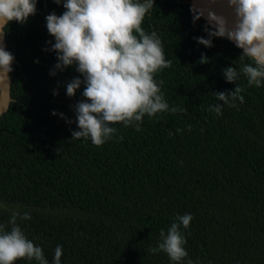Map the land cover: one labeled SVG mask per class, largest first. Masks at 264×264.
I'll list each match as a JSON object with an SVG mask.
<instances>
[{"label": "trees", "instance_id": "16d2710c", "mask_svg": "<svg viewBox=\"0 0 264 264\" xmlns=\"http://www.w3.org/2000/svg\"><path fill=\"white\" fill-rule=\"evenodd\" d=\"M190 9L188 0H154L142 24L172 61L155 76L165 99L187 112L146 115L140 131L116 124L99 147L71 138L84 85L72 97L66 85L83 77L75 65L55 69L57 53L45 50L55 43L45 17L61 15L62 3L37 0L26 23H9L6 50L18 65L0 116V224L10 230L13 210L29 212L31 219L17 223L49 264L57 245L61 264H172L149 249L186 213L193 219L181 229L184 264H264V86L249 87L241 73L244 102L224 105L219 116L210 111L221 103L214 92L236 86L223 69L239 71L250 60L241 61L242 51L226 38L213 37L210 48L197 43L208 38L207 23H194ZM202 54L207 63L198 62Z\"/></svg>", "mask_w": 264, "mask_h": 264}, {"label": "clouds", "instance_id": "9594fccd", "mask_svg": "<svg viewBox=\"0 0 264 264\" xmlns=\"http://www.w3.org/2000/svg\"><path fill=\"white\" fill-rule=\"evenodd\" d=\"M62 3L65 11L57 16L55 12L45 17L48 33L54 37L51 49L57 53L55 69L75 65L81 74L66 85V94L72 97L84 85L83 100L75 105L76 124L79 130L72 131L73 139H89L95 146H101L117 133L116 124L134 126L141 130L144 117L158 113L187 112V108L170 106L161 90L163 80L156 74L171 67L161 39L155 31L148 33L142 27L146 14L154 7V0H54ZM231 10L229 19L209 9L193 11V22L207 12L205 31L208 38L196 37L197 43L212 47V38H226L242 52V63L223 69L226 82L236 86L231 90L214 92L221 103L214 104L210 111L222 114L224 105L236 107L244 102L241 93L244 88L237 82L240 74L247 78L249 87L264 86V0H223ZM209 4L217 0H208ZM37 0H0V40L10 22L24 24L36 13ZM51 43V42H47ZM13 55L0 43V77L8 78L12 72ZM38 62V61H37ZM199 63H207L208 57L201 55ZM55 71L50 75H55ZM54 95L57 93H53ZM52 115H57L53 112ZM65 118L63 114H60ZM66 119V118H65ZM71 123V121H67ZM191 131V125L188 126ZM180 132L181 129H176ZM169 135H172L171 131ZM123 139V137H119ZM0 206V211H3ZM29 220L31 214L19 210L11 212L8 223L10 230L0 224V264H15L16 261L35 260L38 264H49L43 249L28 239L17 220ZM193 216L189 213L177 215L167 234L161 229V240L157 247L150 248L153 254L164 252L172 264H184L188 257L187 243L181 229L187 230ZM63 250L57 245L53 264H61ZM187 264H193L188 259Z\"/></svg>", "mask_w": 264, "mask_h": 264}, {"label": "water", "instance_id": "95a60500", "mask_svg": "<svg viewBox=\"0 0 264 264\" xmlns=\"http://www.w3.org/2000/svg\"><path fill=\"white\" fill-rule=\"evenodd\" d=\"M188 3L192 9H195L197 11L210 8L211 10L215 11L217 14H223L225 17L232 19L231 10L227 7L226 3L223 2V0H217V3L215 4H209L208 0H188ZM206 16H207V12L205 11L204 16H202L201 19L207 23ZM0 43H2L6 49L4 35H3L2 40H0ZM231 43L235 46L233 42ZM11 54L14 57V60L11 65V67H13L15 65H18V63L15 59L14 53L12 52ZM9 74L10 73H8L7 79L4 77H0V116L6 112V110L8 109L9 103L11 102Z\"/></svg>", "mask_w": 264, "mask_h": 264}]
</instances>
